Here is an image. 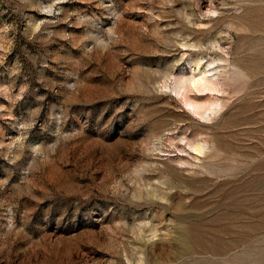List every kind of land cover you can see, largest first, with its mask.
<instances>
[{"label": "rangeland", "instance_id": "374dc122", "mask_svg": "<svg viewBox=\"0 0 264 264\" xmlns=\"http://www.w3.org/2000/svg\"><path fill=\"white\" fill-rule=\"evenodd\" d=\"M0 264H264V0H0Z\"/></svg>", "mask_w": 264, "mask_h": 264}, {"label": "bare ground", "instance_id": "6f19581e", "mask_svg": "<svg viewBox=\"0 0 264 264\" xmlns=\"http://www.w3.org/2000/svg\"><path fill=\"white\" fill-rule=\"evenodd\" d=\"M202 78H203V77H202ZM204 78L207 79L206 77H204ZM200 79H201V78H200ZM205 79H204V80H205ZM202 80H203V79H202ZM198 81H199V80H198ZM200 81H201V80H200ZM205 81H206V80H205ZM205 81H203V82H205ZM201 82H202V81H201Z\"/></svg>", "mask_w": 264, "mask_h": 264}]
</instances>
